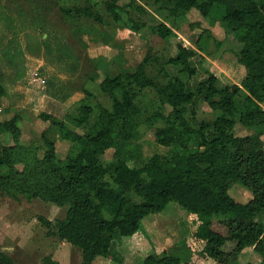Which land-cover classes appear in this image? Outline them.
Segmentation results:
<instances>
[{
	"label": "trees",
	"instance_id": "obj_1",
	"mask_svg": "<svg viewBox=\"0 0 264 264\" xmlns=\"http://www.w3.org/2000/svg\"><path fill=\"white\" fill-rule=\"evenodd\" d=\"M120 1L102 0L107 16L115 22L126 11ZM154 1L159 6L154 12L137 6L151 21L134 20L132 29L141 32L146 27L156 40H165L175 33L168 24L170 18L185 17L194 9L204 17L215 16L227 33L226 40L219 41L209 29L201 36L231 46L246 69L242 84L220 86L213 73L194 86L163 69L154 75L149 67L161 60L150 48L135 68H122L114 75L107 71L99 83L112 98V108L91 105L94 93L83 87L87 97L78 115L62 119L42 113L50 125L41 133L39 144L22 141L18 113L0 121V134L14 141L0 140V193L69 206L56 232L81 249L84 264H94L100 257L121 262L115 242L138 233L146 216L162 212L171 202L188 212L192 238L205 243V259L233 264L244 250L252 249L260 257L258 264H264V0ZM61 11L83 46L84 35L91 31L81 26L82 20L110 26L90 3L62 6ZM95 36L96 41L114 45L113 35L106 30L96 31ZM177 47V54L166 63L194 74L193 51L183 43ZM49 48L48 44V52ZM15 62V57L9 58V64L15 66ZM97 76L94 71L90 80ZM243 89L248 95L241 106L237 98ZM6 94L0 66V108ZM151 95L153 108L144 109L145 98ZM205 103L211 117L204 116ZM142 124L154 130L157 143L167 147V153L145 157ZM238 125L253 132L238 135ZM55 127L60 139L70 142L65 157L59 155L57 139L51 136ZM109 149L114 150L113 157L106 162ZM235 184L247 188L253 197L248 202L235 199L231 194ZM185 244L153 253L142 264H181L176 251ZM0 264L14 263L0 252ZM44 264L61 263L47 256Z\"/></svg>",
	"mask_w": 264,
	"mask_h": 264
},
{
	"label": "rangeland",
	"instance_id": "obj_2",
	"mask_svg": "<svg viewBox=\"0 0 264 264\" xmlns=\"http://www.w3.org/2000/svg\"><path fill=\"white\" fill-rule=\"evenodd\" d=\"M87 3L104 14L110 26L82 20L81 26L91 31L89 35H84L86 46H83L73 35L70 24L64 20L61 7L84 6ZM120 3L126 7V11L121 14V21L115 22L107 16L102 0H0V66L7 89L2 99L4 104L0 110V121L10 120L16 113L21 115V139L24 143L41 142V133L50 125V121L42 118V113L62 119L78 115L87 97L83 87L94 93L95 99L90 102L91 105L101 103L112 108V98L101 91L99 83L107 71L114 75L119 69L135 68L144 60L150 48L161 60L149 67V72L154 75L163 69L194 86L213 73L218 77L220 86L242 84L246 69L230 50L231 46L218 45L214 40L201 36L203 30L209 29L219 41L226 40L227 33L217 17H204L194 9L185 17L170 18L168 24L173 27L174 35L165 40H156L149 28L138 32L131 27L134 20L151 21L150 16L137 6L154 12L159 7L155 1L136 0L134 4L132 0H121ZM158 18L163 20L160 16ZM98 30H106L113 35L114 45L96 41L95 33ZM179 43L194 53L191 59L196 71L194 74L183 66L166 63L177 54ZM48 44L49 52L46 49ZM10 57H15V66L9 64ZM96 59L101 64L96 65ZM28 63L31 67L40 64L36 74L38 85L20 81L27 73ZM94 71L98 76L91 81ZM247 95L248 90L243 89L238 96L241 106ZM145 101L144 109L152 107L153 95L146 97ZM203 112L206 117L212 115L206 103L203 104ZM140 131L146 158L168 152L167 147L157 143L153 129L142 124ZM251 132L241 125L236 128L238 135ZM51 136L57 139L59 155L65 157L70 142L60 139L56 127L52 128ZM0 140L6 144L14 143L12 137L5 133L0 134ZM113 152V149L106 152V162L112 160ZM231 194L241 202H248L253 197L252 192L241 184H235ZM68 211L67 205L62 207L39 198L0 193V252L11 258L14 264H44L47 256H53L61 264H84L81 249L56 232L58 220L65 219ZM142 223L143 227L138 233L115 242L122 263L100 257L94 264H142L149 255L169 251L184 241L188 246L179 247L176 251L181 256V264H216L212 259H205L202 253L205 243L194 241L190 216L178 203L171 202L162 212L146 216ZM259 258L254 250L248 249L233 264H258Z\"/></svg>",
	"mask_w": 264,
	"mask_h": 264
},
{
	"label": "crops",
	"instance_id": "obj_3",
	"mask_svg": "<svg viewBox=\"0 0 264 264\" xmlns=\"http://www.w3.org/2000/svg\"><path fill=\"white\" fill-rule=\"evenodd\" d=\"M39 69H40V64L31 67V65L28 63V70H27L26 75L21 80L20 79L19 80L22 82H26V83L31 82L33 84L38 85L39 80L37 81L38 78L36 77V74H38ZM3 104H4V102L2 103V105ZM1 108H0V110H1Z\"/></svg>",
	"mask_w": 264,
	"mask_h": 264
},
{
	"label": "built area",
	"instance_id": "obj_4",
	"mask_svg": "<svg viewBox=\"0 0 264 264\" xmlns=\"http://www.w3.org/2000/svg\"><path fill=\"white\" fill-rule=\"evenodd\" d=\"M43 81H45V80H43Z\"/></svg>",
	"mask_w": 264,
	"mask_h": 264
}]
</instances>
